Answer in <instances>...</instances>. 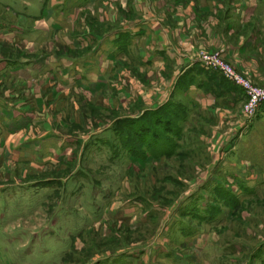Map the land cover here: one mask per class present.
Wrapping results in <instances>:
<instances>
[{"label": "rangeland", "instance_id": "rangeland-1", "mask_svg": "<svg viewBox=\"0 0 264 264\" xmlns=\"http://www.w3.org/2000/svg\"><path fill=\"white\" fill-rule=\"evenodd\" d=\"M38 1L0 0V264H264V99L198 59L264 86V0Z\"/></svg>", "mask_w": 264, "mask_h": 264}, {"label": "built area", "instance_id": "built-area-1", "mask_svg": "<svg viewBox=\"0 0 264 264\" xmlns=\"http://www.w3.org/2000/svg\"><path fill=\"white\" fill-rule=\"evenodd\" d=\"M198 59L202 63L222 72L242 88L245 97L244 109L247 114H251L256 105L264 99V86H257L251 83L248 79L236 72L233 66L221 56L203 52L198 56Z\"/></svg>", "mask_w": 264, "mask_h": 264}, {"label": "crops", "instance_id": "crops-1", "mask_svg": "<svg viewBox=\"0 0 264 264\" xmlns=\"http://www.w3.org/2000/svg\"><path fill=\"white\" fill-rule=\"evenodd\" d=\"M40 1H41V0H40ZM40 1H38V2L41 4ZM22 2H23V8H24V9H26V8H27V5L30 4V0H22ZM39 3H37V4H39ZM28 15H29V14H28ZM16 64H17V63H14V65H12V64L10 63V64H7V66H6V65H4V66L7 67L9 73H13V74H14V73H17V72L19 71V68H23L21 65L18 66V65H16ZM0 68H3L2 65L0 66ZM11 105H13V104H11V102L9 101V99H5L4 101H2V100L0 99V110H2V111L9 110V109H10L9 106H11ZM14 105H16V104H14ZM14 105H13V106H14ZM13 108H14V107H13Z\"/></svg>", "mask_w": 264, "mask_h": 264}, {"label": "trees", "instance_id": "trees-1", "mask_svg": "<svg viewBox=\"0 0 264 264\" xmlns=\"http://www.w3.org/2000/svg\"><path fill=\"white\" fill-rule=\"evenodd\" d=\"M173 126V124H171Z\"/></svg>", "mask_w": 264, "mask_h": 264}]
</instances>
